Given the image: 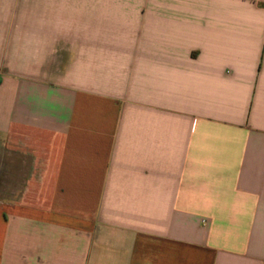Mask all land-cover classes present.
Wrapping results in <instances>:
<instances>
[{"label":"crops","instance_id":"obj_1","mask_svg":"<svg viewBox=\"0 0 264 264\" xmlns=\"http://www.w3.org/2000/svg\"><path fill=\"white\" fill-rule=\"evenodd\" d=\"M0 264H264V0H0Z\"/></svg>","mask_w":264,"mask_h":264},{"label":"rangeland","instance_id":"obj_2","mask_svg":"<svg viewBox=\"0 0 264 264\" xmlns=\"http://www.w3.org/2000/svg\"><path fill=\"white\" fill-rule=\"evenodd\" d=\"M24 1H25V0H24ZM24 6H26V5H24V4L21 5V10H23V7H24Z\"/></svg>","mask_w":264,"mask_h":264}]
</instances>
